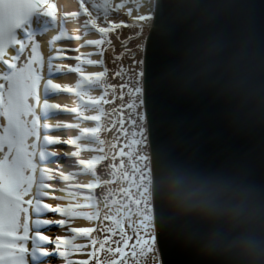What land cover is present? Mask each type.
<instances>
[{
  "label": "water",
  "instance_id": "obj_1",
  "mask_svg": "<svg viewBox=\"0 0 264 264\" xmlns=\"http://www.w3.org/2000/svg\"><path fill=\"white\" fill-rule=\"evenodd\" d=\"M156 8L144 103L161 262L264 264V0Z\"/></svg>",
  "mask_w": 264,
  "mask_h": 264
},
{
  "label": "snow or ice",
  "instance_id": "obj_2",
  "mask_svg": "<svg viewBox=\"0 0 264 264\" xmlns=\"http://www.w3.org/2000/svg\"><path fill=\"white\" fill-rule=\"evenodd\" d=\"M81 9L84 15L89 19L85 22V30L95 29L100 34V39L87 40L84 45H94L103 56L105 44L110 45L111 41L105 39L107 34L120 24H110L109 27H101L93 17V13L85 7V0H81ZM96 7V6H94ZM124 7L123 4L116 5V11ZM109 14L108 5L103 6V17L107 19ZM72 15H78L73 13ZM128 15V13H127ZM46 17L43 26L37 30L33 28L34 18ZM61 19H67L63 17ZM57 25L56 5L48 0H0V264H41V260L49 255H57L63 258L66 264H128L129 260L140 264V258L146 256L155 250L156 236L153 234L151 239H144L139 235L141 229H149L147 217L138 211H134L130 201L127 189L121 188L119 191L127 196V203L117 201L113 196L115 189H109L102 200H98L93 190L100 187L101 184H115L123 179L127 182L128 173L118 171L115 164L109 165L112 180L101 181L97 175L96 167L102 161L108 159L103 145L106 143L101 139L100 133L105 131L101 123L102 118L108 115L103 105L108 103L106 96L108 89L115 92V86L107 85L105 77L107 68L103 71L85 74L83 65H103V59L96 61L83 56L76 59L80 63L76 67L69 68V71L80 73V79L74 87H64L53 82V76L59 75L61 68L53 65L56 56H49L47 61L38 51L40 45L35 42V36L54 28ZM131 27L132 25H124ZM78 39L79 37L67 36V33L61 24L60 33L49 41V51H52L51 45L61 39ZM31 47V54L22 64H17L21 55L27 48ZM13 49L15 55L9 58L8 50ZM93 55V53H89ZM47 64V73L45 66ZM117 76L121 72L116 73ZM144 76L141 71L138 74L136 83L139 84V78ZM100 89L102 94L99 97H93L89 93ZM74 93L78 97L77 105L70 108H61L57 103H49V98L55 96L59 91ZM143 89L136 87L134 92L130 89L129 94L142 96ZM122 98V97H121ZM143 100L139 103H131L129 108L135 109L143 106ZM87 111H95L96 115H85ZM60 112L78 114L79 119L83 121L96 122L95 127H80L76 123L57 124L54 130L61 128L77 129L79 134L74 138L61 139L49 134L50 126L44 121L51 119L52 115H58ZM138 118L143 119L138 114ZM113 127L115 122L113 121ZM136 127V121H132ZM123 124V120H121ZM133 139L125 145L129 149L127 153L120 150L117 155L131 157V149L139 141L134 139L137 135L142 136L143 130L138 133H131ZM86 142V143H82ZM63 144L74 146L75 151L65 153L68 157H77L82 151L102 152L104 155H94L91 159H80L78 164L82 166V171L68 173L63 172L55 174L54 170L45 167L49 163L56 162L57 154L49 151L50 146ZM99 145V147H93ZM111 144L110 149L115 148ZM113 160L116 159L114 155ZM124 168V162L121 161L119 169ZM95 177L86 184H74L69 187L72 189H88L90 194H82L75 191H67V196L53 197L55 199H69L67 205L52 206L45 202V198L50 197L51 185L49 181H69L77 175H87ZM57 191V189H52ZM65 192L66 189H58ZM25 197H30L25 199ZM109 197H112L109 200ZM81 199L83 202H81ZM115 207L113 212V207ZM103 205V208L101 207ZM82 209H90L84 211ZM103 209H108L103 216V220L110 221L113 226H107L100 231L108 233L103 239L93 237L91 234L98 229L95 227L70 228V237L50 239L46 235H41L40 230L45 226H65L69 220L74 218H83L87 221H98L101 219ZM46 212H52L62 215L68 219L59 221H49L41 219V215ZM30 213L34 219H30ZM138 217L133 221V217ZM125 220L128 221V227L132 229L135 235V243L130 245L129 241L133 236H129L124 229ZM30 230L32 235H29ZM119 235V240H113L112 237ZM85 238L89 244H80L75 241ZM31 242V249L26 245ZM52 243L55 246V253H50L42 249V245ZM99 244L97 248L96 245ZM116 246L113 247L112 245ZM91 247L86 255L88 259H71L75 254H84L86 248ZM130 249L129 251H126ZM105 254L101 259V254ZM111 257V258H110ZM162 264V262H161Z\"/></svg>",
  "mask_w": 264,
  "mask_h": 264
},
{
  "label": "bare ground",
  "instance_id": "obj_3",
  "mask_svg": "<svg viewBox=\"0 0 264 264\" xmlns=\"http://www.w3.org/2000/svg\"><path fill=\"white\" fill-rule=\"evenodd\" d=\"M54 1L57 3L58 10L57 13V25L54 28H50L48 31L43 32L35 36V42L40 45L39 52L47 61L49 56H56L57 59L53 60V65L62 69L59 75L53 76V82L60 84L62 89L64 87H74L76 82L80 79V73L69 71V68L76 67L80 61L76 59L78 56H83L88 59L99 61L103 59V65H83V71L85 74H91L99 71H103L107 68V75L105 77V83L107 85L115 86V92L111 88L108 89V94L106 99L108 103L103 105L104 111L108 114L102 118L101 123L104 125L105 131L100 133L101 139H104L106 143L103 145L105 153L108 154V159L97 164L96 172L100 177L101 181L112 180L113 177L110 175L109 165L115 164L118 166V171L127 172L128 180L127 182L121 179L115 184H101L100 187H97L93 190V193L98 200H102L103 197L108 193L109 189H115L116 192L113 193V196L117 201L127 203V196L117 190L124 188L127 189V195L132 201V207L134 211H138L143 216L147 215V223L149 229L146 231L141 229L139 235L144 239H151V236L155 232H152L154 225L151 216L148 215L147 210L143 207L145 204H148V208L153 206L152 194V183H153V172L151 167V159L149 163L146 162L147 157L151 158L152 148L150 147V135L148 132V119L147 112L145 109V103L142 107H137L135 109L129 108L128 105L131 103H139L142 99L145 100L144 93V76L145 73L148 75V80L146 81V86H149V58L147 63H144L145 51L147 48L151 47V42L154 34V18L156 17V7L157 0H85V7L88 8L90 12L93 13V17L96 18L97 24L101 27H109L110 24H120L119 28L114 29L113 31L107 34L105 37L106 40L111 41V44H105L103 47L104 54L103 56L99 55L100 49L94 45L81 46L84 45L87 40L100 39V34L95 31V29L85 30V22L89 19L88 16L84 15L83 9L80 7L81 0H48V2ZM108 5V17L105 19L103 17V6ZM123 4L124 7L116 11V5ZM96 6V7H94ZM73 13H78V15H72ZM128 13V15H127ZM64 14V15H63ZM66 14V15H65ZM67 17V19H61ZM47 19V18H46ZM42 23V22H41ZM63 25L67 36L70 37H79L78 39H61L56 43L51 45L52 51H49V41L59 35L60 26ZM124 25H132L131 27H126ZM41 28V27H40ZM151 35V39H149ZM150 40V42H149ZM149 45V46H148ZM150 50V49H149ZM93 53V55H89ZM31 54V47L25 50L26 56H21L18 61V65L26 61L27 57ZM142 60V61H141ZM143 71L144 76L139 78V84L136 83L138 74ZM121 72L120 76H117L116 73ZM45 73H47V64L45 66ZM141 87L143 89L142 96L130 95V89L134 92L136 87ZM149 91L148 87H146ZM93 97H99L102 92L100 89L93 90L89 93ZM122 97V98H121ZM147 99V97H146ZM78 97L74 93H66L64 91H59L55 96L49 98V103H57L61 108H70L77 105ZM148 104V103H147ZM98 114L95 111H87L85 115H96ZM138 114L143 119L138 118ZM150 115V114H149ZM145 116V119H144ZM62 117V119H60ZM152 121V113H151ZM61 120V122H60ZM123 120V124H121ZM115 126L113 127V123ZM132 121H136V127L133 125ZM3 121L0 120V123ZM49 124V134L61 139L74 138L79 134V128L70 129V128H61L54 130L57 124H71L76 123L80 127H95L96 122L94 121H83L79 119L78 114H71L60 112L58 115H52L51 119L44 121ZM143 130V135H137L134 139L138 140L139 143L134 145L131 149V157L119 156L117 153L123 148V151L127 153L129 149L125 147L133 139L131 133L139 132ZM152 139H154V131L151 132ZM143 144L140 146L139 144ZM86 143V142H82ZM111 144H115L116 147L110 149ZM93 147H99V145H93ZM144 147L145 150L144 151ZM74 146H66L63 144H58L49 147V151H54L57 154L58 163L53 162L45 165V167L54 170L55 174L58 175L59 172H63L65 175L68 173H74L76 171H82V166L78 164L80 159H91L94 155H104L102 152H89L82 151L77 157H68L65 156V153H70L75 151ZM116 156V159L113 160L112 157ZM124 162V168L119 169L121 161ZM149 165V167L147 166ZM95 177L91 174L87 175H77L74 176L72 180L69 181H59L52 180L49 181L51 189H49L52 198H45L46 202L52 206L58 205H67L69 202L75 203V201H70L69 199L60 200L53 197L57 196H67V191H75L82 194H90L88 189H72L69 186L77 183L86 184L94 180ZM64 188L65 192H60L58 189ZM52 189H57V191H52ZM30 197H25L29 199ZM112 197H109L111 200ZM150 200L152 201L150 203ZM81 202L83 200L81 199ZM133 202H138L134 205ZM119 204L113 207V212L115 207H118ZM103 208V205H101ZM144 208V210H143ZM138 209V210H137ZM84 211H89L90 209H82ZM108 209H103L101 212V219L98 221H87L83 218H74L69 220V223L65 226H45L40 230L41 235H46L50 238L54 234L58 236L70 237L73 235L69 233L70 236H67V228L76 226V227H95L98 230L93 232L91 235L98 239L105 238L108 233L100 231L107 226H113L110 221L103 220V216ZM151 215L154 217V208L149 210ZM48 213L44 217H46ZM49 219V218H48ZM53 219V220H52ZM61 219H68L62 215L53 216L49 221H59ZM76 219V220H75ZM138 217H133V221H137ZM149 221V222H148ZM124 229L129 236H133V239L129 241V244L132 245L135 243V235L128 227V221L125 220ZM113 240H119V235L112 237ZM80 244H89V240L85 238H80L75 241ZM49 244V243H48ZM45 244L42 247H52L51 245ZM113 247L116 245L113 244ZM99 247V244L96 245ZM43 248V250H44ZM46 250V249H45ZM46 251L50 253H55V247L47 249ZM91 251V247L84 250V254H75L71 259L76 260L77 258L88 259L86 253ZM130 252V249L126 250ZM49 255L45 257V261L41 264H66V261L63 258H59L57 255ZM105 254H101V259L104 258ZM161 256V255H160ZM111 258V257H110ZM95 264V261L92 262ZM128 264H135L131 259ZM140 264H161V257L156 255L154 250L151 253H148L146 256L140 258Z\"/></svg>",
  "mask_w": 264,
  "mask_h": 264
},
{
  "label": "rangeland",
  "instance_id": "obj_4",
  "mask_svg": "<svg viewBox=\"0 0 264 264\" xmlns=\"http://www.w3.org/2000/svg\"><path fill=\"white\" fill-rule=\"evenodd\" d=\"M119 190H117V192H118ZM120 192V191H119Z\"/></svg>",
  "mask_w": 264,
  "mask_h": 264
}]
</instances>
